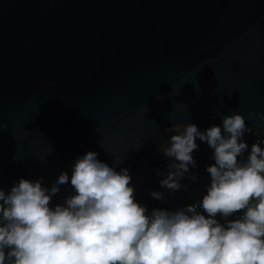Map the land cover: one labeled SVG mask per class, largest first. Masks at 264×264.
I'll return each mask as SVG.
<instances>
[{
    "label": "water",
    "instance_id": "obj_1",
    "mask_svg": "<svg viewBox=\"0 0 264 264\" xmlns=\"http://www.w3.org/2000/svg\"><path fill=\"white\" fill-rule=\"evenodd\" d=\"M256 113V116H250ZM264 0H0V187L63 172L51 207L75 194L70 179L88 152L128 169L149 209L202 202L214 149L198 138L197 167L160 187L175 125L200 131L242 115L264 134ZM152 191L164 193L154 199Z\"/></svg>",
    "mask_w": 264,
    "mask_h": 264
},
{
    "label": "clouds",
    "instance_id": "obj_2",
    "mask_svg": "<svg viewBox=\"0 0 264 264\" xmlns=\"http://www.w3.org/2000/svg\"><path fill=\"white\" fill-rule=\"evenodd\" d=\"M222 122L223 134L219 126L202 132L191 123L166 130L179 133L162 151L172 160L169 171L157 170L166 177L160 187L170 192L187 190L181 181L190 165L197 167V138L214 149L207 194L186 208L149 214L135 199L129 170L117 171L91 151L72 169L75 194L54 208L67 172L50 188L43 178H21L7 194L0 187V264H264V148L254 143L240 159L249 147L241 140L252 128L240 114ZM150 195L164 200L162 192Z\"/></svg>",
    "mask_w": 264,
    "mask_h": 264
},
{
    "label": "trees",
    "instance_id": "obj_3",
    "mask_svg": "<svg viewBox=\"0 0 264 264\" xmlns=\"http://www.w3.org/2000/svg\"><path fill=\"white\" fill-rule=\"evenodd\" d=\"M262 137H264V134L262 135ZM247 144H248L249 147H248V149L243 153V156H242L240 159H244V158L247 157V155L250 154L251 146H252L253 142L251 141V142H248ZM186 207H187V206H186ZM147 209H148V213H149V214H150L151 211L153 210V209H149V208H147ZM178 209H182V208H178ZM161 210L175 211V210H177V209H161ZM228 219H230V220L238 219V213L233 214V215H232L231 217H229ZM218 221H219L221 224H224V223H225V219H224L222 216H219Z\"/></svg>",
    "mask_w": 264,
    "mask_h": 264
},
{
    "label": "built area",
    "instance_id": "obj_4",
    "mask_svg": "<svg viewBox=\"0 0 264 264\" xmlns=\"http://www.w3.org/2000/svg\"><path fill=\"white\" fill-rule=\"evenodd\" d=\"M252 142H253V144H254V143H257V142H261V143H260V146H261L262 148H264V137H262V136H258V137H256ZM192 204H196V203H188L187 206L192 205ZM197 211H198L199 213L204 214V215L207 216V213H205V212L203 211L202 208L197 209ZM242 215H243V212L238 213V218H239L240 216H242ZM219 216H220V215L218 214L217 217H216L217 220H218Z\"/></svg>",
    "mask_w": 264,
    "mask_h": 264
}]
</instances>
